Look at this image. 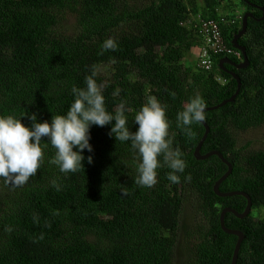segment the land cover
I'll list each match as a JSON object with an SVG mask.
<instances>
[{"label":"trees","instance_id":"obj_1","mask_svg":"<svg viewBox=\"0 0 264 264\" xmlns=\"http://www.w3.org/2000/svg\"><path fill=\"white\" fill-rule=\"evenodd\" d=\"M260 8L264 0H0V115L21 117L26 126L33 113L50 122L67 112L72 87H86L85 77L94 71L107 110L115 114L124 102L133 132L135 114L150 96L166 105L173 147L186 162L180 183L167 179L171 169L165 166L158 170V183L146 188L134 182L138 160L130 143L111 137V125L91 128L94 151H84L85 168L77 173H61L48 162L55 149L43 138L45 161L36 176L23 187L0 179V264H176L188 192L198 199L193 209L199 217L188 226L190 247L180 264H232L238 237L223 231L220 216L226 208L243 213L247 199L215 194L228 166L218 156L198 161L194 153L205 127L193 125V135L186 136L176 118L196 95L209 108L238 89V81L219 64L224 58L240 64L244 56L220 54L210 70L198 60L187 62L202 45L194 29L199 17L218 21L233 48L243 27L238 18L247 12L254 18L239 44L250 65L224 66L238 75L241 91L234 102L205 112L210 133L202 154L218 151L232 164L222 193L244 192L252 200L248 217L228 213L225 218L227 228L245 237L237 264H264V151L239 148L237 140V133L264 126ZM65 15L76 19L73 33L61 27ZM110 37L118 48L103 51ZM102 67H111L108 77L101 76Z\"/></svg>","mask_w":264,"mask_h":264},{"label":"clouds","instance_id":"obj_2","mask_svg":"<svg viewBox=\"0 0 264 264\" xmlns=\"http://www.w3.org/2000/svg\"><path fill=\"white\" fill-rule=\"evenodd\" d=\"M199 19L200 21L194 25L198 35L202 21H209L200 17ZM238 20L243 19L241 17ZM236 22L231 21L233 24ZM218 25L220 26V23ZM117 48L118 42L110 37L104 42L102 50L115 51ZM85 84L84 88L72 87L71 94L74 99L67 112L52 117L50 122L47 120L40 122L37 114L33 113L29 117L31 125L26 126L22 123L21 117L0 115V179L14 187H23L36 176L45 161L43 138H47V142L55 149V156L48 162L57 166L61 173H77L85 168L84 151L87 150L88 153L94 151L90 143L91 128L111 125L109 135L116 141L130 143L138 160V175L134 181L137 185L154 187L158 183V170L165 166L171 169L167 179L173 184L180 183L186 162L179 148L173 147L167 106L155 96H150L135 114V124L138 128L133 132L128 126L124 102H121L119 111L115 114L107 110L103 86L97 83L94 71L85 77ZM205 109L203 98L196 95L182 111L178 112L176 126L186 136H192V126L206 119ZM87 163H93L92 155L87 156ZM185 179H190V176ZM53 186L60 190L55 181Z\"/></svg>","mask_w":264,"mask_h":264},{"label":"water","instance_id":"obj_3","mask_svg":"<svg viewBox=\"0 0 264 264\" xmlns=\"http://www.w3.org/2000/svg\"><path fill=\"white\" fill-rule=\"evenodd\" d=\"M253 8H259L257 7L256 5H251ZM261 9V8H260ZM262 11H264V9H261ZM250 18H254L253 14L251 12H248L244 15V18H243V27H242V30L235 36L234 40H233V46L235 47V49H238L242 52L243 56H244V60L242 63L240 64H235L233 63L230 59H227V58H224L220 61V67L223 68V70L230 74L234 79H236L238 81V89L236 91V93L234 94V96H232V98H230L229 100L219 104L218 106H214V107H209V108H206L205 109V112H208V111H215V110H218L220 108H222L223 106H225L226 104L228 103H232L236 100V98L238 97L240 91H241V80L240 78L238 77V75L236 73H233L229 70H226L224 68L225 65H230L236 69H246L249 67L250 65V62L248 60V56H247V51H246V48L243 47L241 44H239V40L240 38H242L246 31H247V28H248V20ZM264 19V16L261 20ZM205 129H206V132L202 138V140L200 141V143L198 144L196 150H195V153H194V157L198 160V161H204V160H208L209 158L213 157V156H218L221 161L226 164L228 166V171L227 173L221 178L219 179L215 186H214V192L215 194L220 197V198H228V197H233V196H242L244 198L247 199V206H246V209L243 213H238L236 210L234 209H231V208H226L222 211L221 213V216H220V224H221V228L223 229V231L229 235H234L236 237H238V242L236 244V248H235V251H234V256H233V260H232V264H237L238 262V258H239V254H240V250H241V246H242V243L245 239L244 237V234L239 231V230H231V229H228L225 225V218H226V215L228 213H231L233 214L234 216H236L237 218L239 219H244L246 217H248V215L251 213V210H252V200L250 198V196L244 192H238V191H235V192H231V193H222L220 191V187L222 185V183L224 181H226L229 176L232 174L233 172V166L232 164L224 158V156L218 152V151H213V152H210L208 154H202V147L206 141V139L208 138L209 136V133H210V127L208 126V124L206 123V121H203L201 123Z\"/></svg>","mask_w":264,"mask_h":264},{"label":"rangeland","instance_id":"obj_4","mask_svg":"<svg viewBox=\"0 0 264 264\" xmlns=\"http://www.w3.org/2000/svg\"><path fill=\"white\" fill-rule=\"evenodd\" d=\"M199 3L201 0H198ZM238 2V1H237ZM242 9V8H239ZM239 11V10H237ZM62 28H65L66 30H69L70 33H73L75 30V17L67 15L63 16L62 18ZM59 31L60 28H59ZM64 32V29L61 31ZM199 52L198 48H194L190 54L187 55V62L189 64H192L193 62L198 60ZM185 60V61H186ZM111 71V67H102L101 69V76L108 77L109 73ZM237 140H238V147L243 148L247 147L250 151H264V126L262 128L256 129V130H250L246 133H237ZM190 196L185 197L184 201V212L182 217V223H181V229H180V238H179V244L176 249V264L182 263L185 259V255L187 253V248H189V244L186 245V240H189V234L188 233V226L191 224L192 221H196L199 217V214L195 212L193 209L196 204H198V199L195 195H193L191 192H188ZM190 241V240H189Z\"/></svg>","mask_w":264,"mask_h":264},{"label":"built area","instance_id":"obj_5","mask_svg":"<svg viewBox=\"0 0 264 264\" xmlns=\"http://www.w3.org/2000/svg\"><path fill=\"white\" fill-rule=\"evenodd\" d=\"M199 36L202 38V45L198 48V61L202 69H212L214 57L220 54L236 56L238 59L242 58L240 51H236L225 44L222 38L221 26L216 21H202Z\"/></svg>","mask_w":264,"mask_h":264},{"label":"bare ground","instance_id":"obj_6","mask_svg":"<svg viewBox=\"0 0 264 264\" xmlns=\"http://www.w3.org/2000/svg\"><path fill=\"white\" fill-rule=\"evenodd\" d=\"M229 229V228H228ZM243 233V232H242Z\"/></svg>","mask_w":264,"mask_h":264}]
</instances>
